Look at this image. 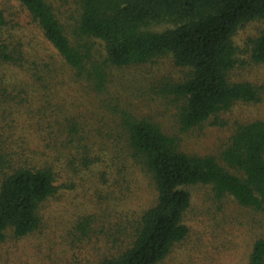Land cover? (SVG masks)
Returning a JSON list of instances; mask_svg holds the SVG:
<instances>
[{
	"label": "rangeland",
	"instance_id": "1",
	"mask_svg": "<svg viewBox=\"0 0 264 264\" xmlns=\"http://www.w3.org/2000/svg\"><path fill=\"white\" fill-rule=\"evenodd\" d=\"M44 1L71 43H78L79 0ZM0 9L6 19L2 38L24 58L22 68L0 67L15 84L7 89L10 95L0 91V134L6 143L19 146L16 152L28 164L50 165L57 187L40 204L36 231L19 238L8 231L0 244V264H97L120 250L117 242L113 244L120 237L118 228L135 221L156 199L149 175L129 156L121 133L122 114L154 123L175 139L178 151L213 156L220 164V153L236 127L264 119V64L249 58L250 40L264 20L244 24L232 37L236 64L229 75V81L251 83L259 100L236 102L203 124L181 131L178 115L184 101L167 90L184 79L186 70L175 66L171 57L117 68L105 62L98 40L84 38L81 42L91 47L87 68L99 64L107 77L103 91L97 92L64 63L18 0H0ZM59 121L77 127L73 144L63 145L61 136H47L49 126ZM185 189L190 195L184 215L187 235L157 264H247L253 241L264 238L261 212L238 205L230 196L215 199L208 185Z\"/></svg>",
	"mask_w": 264,
	"mask_h": 264
},
{
	"label": "trees",
	"instance_id": "2",
	"mask_svg": "<svg viewBox=\"0 0 264 264\" xmlns=\"http://www.w3.org/2000/svg\"><path fill=\"white\" fill-rule=\"evenodd\" d=\"M18 1L64 63L86 77L97 92L103 91L107 77L99 64L87 68L91 47L81 42L84 38L98 40L105 62L117 68L171 57L175 66L186 70L184 79L167 90L184 101L178 115L181 131L203 124L236 102L259 100L257 88L249 82L229 81V75L236 64L232 37L244 24L264 20V0H79L76 44L44 0ZM162 23L173 25L152 29ZM5 25L0 9V67L22 68L23 54L2 38ZM250 44V60L264 64V26ZM10 85L15 84L0 73V91L10 95ZM120 126L129 156L149 175L156 199L135 221L118 228L120 237L113 244L117 242L120 250L97 264L162 261L187 235L184 215L190 195L185 188L191 185H208L215 199L230 196L264 217V119L236 127L220 153L222 164L213 156L178 151L174 138L145 119L122 114ZM76 135L74 123L60 121L47 133L50 139L61 136L63 145L73 144ZM4 139L0 134V244L8 231L18 238L36 231L40 204L57 190L50 165L28 164L16 152L19 146ZM82 160L83 165L90 163L86 154ZM247 264H264V238L253 241Z\"/></svg>",
	"mask_w": 264,
	"mask_h": 264
}]
</instances>
